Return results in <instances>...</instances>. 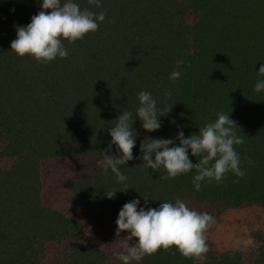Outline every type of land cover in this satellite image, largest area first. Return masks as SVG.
Masks as SVG:
<instances>
[{
    "label": "trees",
    "instance_id": "trees-1",
    "mask_svg": "<svg viewBox=\"0 0 264 264\" xmlns=\"http://www.w3.org/2000/svg\"><path fill=\"white\" fill-rule=\"evenodd\" d=\"M74 2L82 10L106 12V20L84 40L65 41L66 59L44 65L11 50L17 27L31 23L43 10L42 0H0V264H44L49 242L64 244L57 264H123L110 262L98 245L87 241L80 221L43 203L41 161L102 160L112 140L109 129L123 111L136 118L141 91H149L158 108L167 103L172 111L160 118L162 127L156 132L143 129L136 118L134 159L121 167L128 177L127 192L101 166L70 183V201L88 219H107L117 226L116 216L135 199L145 210L175 203L177 197L190 209L264 208V91L254 90L264 80L259 75L264 0H101L99 8L89 0ZM180 59L183 75L172 81ZM169 89L172 96L166 101ZM220 112L237 123V134L246 141L236 147L244 178L229 173L222 185L202 182V190L196 191L195 170L164 180L165 171L142 165L140 145L146 137L178 143L179 131L185 138L199 134ZM107 154L119 153L113 145ZM189 157L198 163L190 152ZM7 159L12 163L4 168ZM108 191L118 192L109 199ZM172 251L174 255L161 249L139 264L198 263ZM204 264H264V236L251 263L238 252H208Z\"/></svg>",
    "mask_w": 264,
    "mask_h": 264
},
{
    "label": "clouds",
    "instance_id": "clouds-1",
    "mask_svg": "<svg viewBox=\"0 0 264 264\" xmlns=\"http://www.w3.org/2000/svg\"><path fill=\"white\" fill-rule=\"evenodd\" d=\"M89 3L95 4L97 8L102 6L101 0H89ZM42 9L27 26L17 27V38L11 42V50L21 58L32 57L44 65L57 58L66 59L68 51L64 42L74 44L96 33L107 15L104 11L95 13L88 8L82 10L74 0H42ZM183 64L182 59L177 60L176 70L171 73L170 80L180 79ZM259 75L264 76V65L259 68ZM254 90L257 93L264 91V80H258ZM164 96L166 101L170 99L171 89ZM138 100L136 118L142 122L143 129L158 131L162 127L160 118L170 113L172 108L167 103L158 108L157 100L149 91L139 92ZM217 117L200 127L199 134L185 138L183 130L179 131L178 143L172 139L146 137L140 145L142 165L153 171H165L166 175L160 177L164 180L176 179L195 170L192 183L196 191L202 190V182L222 185L229 173L244 178L246 172L242 169V158L236 147L244 145L246 141L237 134L236 129L239 127L229 115L220 112ZM136 118L133 119V113L127 110L119 115L115 126L109 129L111 144L102 151L103 159L99 162L104 174L111 170L117 181L124 185L126 191L122 192L129 189L125 183L128 177L121 167L134 159L137 133L133 125ZM113 145L118 155L107 154ZM189 152L197 158L198 163H193ZM233 182L238 183L239 179ZM117 192L108 191L106 196L112 199ZM139 205V199L126 203L116 221L117 238L121 233H127L122 239L123 251L118 256L123 264H139L145 257L155 256L161 249L174 255L172 250L175 248L183 257L194 261L202 260L210 251L207 233L216 221L209 213L190 209L179 197L175 203L163 202L159 208L145 210ZM133 240L135 243H130Z\"/></svg>",
    "mask_w": 264,
    "mask_h": 264
},
{
    "label": "rangeland",
    "instance_id": "rangeland-1",
    "mask_svg": "<svg viewBox=\"0 0 264 264\" xmlns=\"http://www.w3.org/2000/svg\"><path fill=\"white\" fill-rule=\"evenodd\" d=\"M188 21L193 22L191 17ZM100 161L90 157H63L41 161L42 199L47 207L80 221L87 241L98 245L110 262H122L118 256L123 251L122 239L127 233H121L117 238L115 223L107 219H88L84 209L70 201V183L81 174L99 167ZM11 163L9 159L4 160L2 167L9 168ZM193 209L201 213L207 212L215 218V224L207 233L209 252L218 256L238 252L245 263L253 261L260 239L264 236L263 207L252 205L223 209L219 205H199ZM130 243L134 244L135 241ZM63 245L58 242L47 243L44 264H57ZM207 256L208 253L197 264H204Z\"/></svg>",
    "mask_w": 264,
    "mask_h": 264
}]
</instances>
